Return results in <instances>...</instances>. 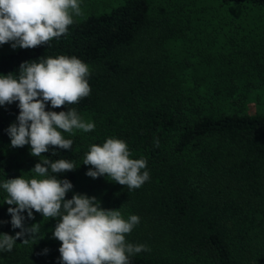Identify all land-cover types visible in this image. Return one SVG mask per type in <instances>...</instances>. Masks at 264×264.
Wrapping results in <instances>:
<instances>
[{
    "label": "trees",
    "instance_id": "obj_1",
    "mask_svg": "<svg viewBox=\"0 0 264 264\" xmlns=\"http://www.w3.org/2000/svg\"><path fill=\"white\" fill-rule=\"evenodd\" d=\"M73 21L47 44L0 56V76L17 79L23 62L65 55L86 63L90 94L60 108L47 102L45 110L74 108L95 124L63 133L72 146L55 156L50 146L20 166L0 155V233L21 231L12 227L8 208L15 205L5 203L3 183L33 178L31 169L45 158L65 159L76 168L49 167V175L71 181L66 199L87 194L126 220L140 217L125 239L148 250L130 255L129 264H264V113L222 105L264 88V0H121ZM191 33L199 46L180 47ZM204 93L213 99L202 103ZM18 103L0 105V143L11 140ZM108 138L124 140L130 158L146 159L150 178L141 187L86 175L90 146ZM23 215L38 231L0 250V264H63L53 236L61 217Z\"/></svg>",
    "mask_w": 264,
    "mask_h": 264
},
{
    "label": "clouds",
    "instance_id": "obj_2",
    "mask_svg": "<svg viewBox=\"0 0 264 264\" xmlns=\"http://www.w3.org/2000/svg\"><path fill=\"white\" fill-rule=\"evenodd\" d=\"M81 14L79 0H0V44L12 41V47L34 48L47 44L51 39L66 34L73 16ZM19 78L0 76V105L18 101V123L7 129L12 147L31 145V155L40 157L53 147L70 149L73 141L63 133L74 129L89 132L93 122L84 121L74 108L67 111H46V103L52 108L75 104L90 94L86 79L89 67L76 57L60 55L40 62H23ZM155 145L159 146L157 139ZM127 143L119 138H108L102 145L93 144L83 164L91 165L86 175L97 178L102 175L130 189L141 187L150 178L144 158H130ZM74 170L76 166L65 159L55 162L45 158L31 169L35 176L8 179L2 187L8 198L13 228H20L15 236L0 233V250L11 251L15 241L26 233L38 231L36 224L26 227L23 212L33 217V210L43 217H61L53 236L61 242L59 252L63 264H129V256L148 250L144 245L126 242L140 217L131 215L124 219L118 210L104 209L95 196L73 193L71 181L49 175ZM143 170V171H142ZM63 209V213L61 212Z\"/></svg>",
    "mask_w": 264,
    "mask_h": 264
},
{
    "label": "rangeland",
    "instance_id": "obj_3",
    "mask_svg": "<svg viewBox=\"0 0 264 264\" xmlns=\"http://www.w3.org/2000/svg\"><path fill=\"white\" fill-rule=\"evenodd\" d=\"M121 0H79L80 7H81V14L79 16L74 15L75 18H83L86 17L91 12H101L110 10L113 6L117 5ZM175 4V3H171ZM207 8H210L209 5L206 6ZM201 12V9L200 11ZM205 20V19H204ZM209 20H207L208 22ZM204 32L202 34H195L191 33L187 38H185L187 41L185 42L183 39L180 40V47L186 46L188 49L192 50L194 48H197L199 46V37L203 38ZM196 35H199L196 36ZM12 41L4 44H0V56L16 52L21 47L17 45V47H12ZM189 50V51H190ZM190 72L191 71H187ZM194 78L190 79L188 75V82L187 84H192L194 82ZM202 92H208L207 89H203ZM213 98H209L207 96V93H204L202 103H206L209 100H212ZM237 101L232 102V104H229L228 102L224 101L222 102L224 108L228 109H236L238 111H241L243 113H264V88H258L257 90H254L248 98L243 99L242 96H239L236 98ZM210 104V103H209ZM76 129H74L75 131ZM31 145L26 144L22 147H12L11 146V140H9L7 143H0V155L4 154L7 158L11 159L12 157L15 158V162L18 163L20 166L23 164H26L29 160V157L31 156ZM254 264L256 262L253 260ZM31 264V263H30ZM33 264H50L49 261H40V262H33Z\"/></svg>",
    "mask_w": 264,
    "mask_h": 264
}]
</instances>
